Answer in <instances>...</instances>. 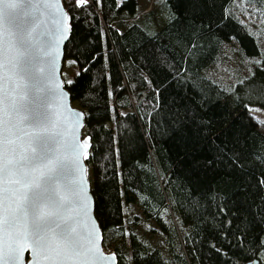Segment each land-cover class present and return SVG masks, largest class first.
<instances>
[{
  "label": "trees",
  "instance_id": "trees-1",
  "mask_svg": "<svg viewBox=\"0 0 264 264\" xmlns=\"http://www.w3.org/2000/svg\"><path fill=\"white\" fill-rule=\"evenodd\" d=\"M62 3L105 249L117 264H264V0ZM143 224L165 254L131 232Z\"/></svg>",
  "mask_w": 264,
  "mask_h": 264
},
{
  "label": "water",
  "instance_id": "water-1",
  "mask_svg": "<svg viewBox=\"0 0 264 264\" xmlns=\"http://www.w3.org/2000/svg\"><path fill=\"white\" fill-rule=\"evenodd\" d=\"M0 13L2 212L6 223L9 217L16 221L0 234V259L8 264L17 255V264H37L30 220L38 208L56 256L67 254L71 241L81 253L73 257L80 264H117L102 245L94 216L85 113L71 101L61 76L69 15L62 0H40L39 7L5 0ZM21 36L25 45L18 43ZM61 233H67L66 240Z\"/></svg>",
  "mask_w": 264,
  "mask_h": 264
},
{
  "label": "snow or ice",
  "instance_id": "snow-or-ice-1",
  "mask_svg": "<svg viewBox=\"0 0 264 264\" xmlns=\"http://www.w3.org/2000/svg\"><path fill=\"white\" fill-rule=\"evenodd\" d=\"M5 0H0V4H3ZM18 4H33L36 7H39L40 0H16ZM78 6H83L87 4V0H76ZM0 19H3L2 13H0ZM18 43L21 45H25L27 43V39L24 36H21L18 40ZM87 69H85L86 71ZM46 154V153H45ZM5 171V166L3 163L2 155H0V234H3L5 228L13 229L15 227V217H9L7 223L5 222V218L3 216L2 208H3V174ZM33 203H35L33 201ZM26 213L28 212V208L26 207L24 210ZM31 242L33 244V248L37 254V264H80L79 261L73 259V257L81 255L77 245L75 242L69 241L67 254L63 256H56L54 254V249L50 247L51 235L47 228V222L44 217H42L37 208L36 211L32 212L31 215ZM61 239H67V233L60 234ZM98 251V250H97ZM102 259H109V257H105L103 253H99ZM111 259H115V257H111ZM18 256L11 255L9 257L8 264H17ZM0 264H5L3 259H0Z\"/></svg>",
  "mask_w": 264,
  "mask_h": 264
},
{
  "label": "rangeland",
  "instance_id": "rangeland-1",
  "mask_svg": "<svg viewBox=\"0 0 264 264\" xmlns=\"http://www.w3.org/2000/svg\"><path fill=\"white\" fill-rule=\"evenodd\" d=\"M160 0H137L138 7L143 8L146 6V4L154 5V3H158ZM151 8V7H150ZM146 9V8H145ZM149 8L146 10L148 11ZM151 29L155 30L154 25L151 27ZM77 72V68L72 60L63 61L62 63V70H61V76L64 82H70ZM121 113L125 111H120ZM252 113L254 117L257 119L259 123V129L261 132L264 133V109H252ZM88 178L91 183V173L90 170L88 172ZM138 210L133 208L127 209V215L128 218L131 220V217L133 214H137ZM164 220L173 228L176 227L175 223H173V219L169 213L163 214ZM153 228L150 224H143V225H134L131 228V232L134 233L148 248H160L163 250V253L165 254V238L161 236L158 233H151L149 232V229ZM179 243V241H178ZM264 254V246L262 250V255Z\"/></svg>",
  "mask_w": 264,
  "mask_h": 264
},
{
  "label": "crops",
  "instance_id": "crops-1",
  "mask_svg": "<svg viewBox=\"0 0 264 264\" xmlns=\"http://www.w3.org/2000/svg\"><path fill=\"white\" fill-rule=\"evenodd\" d=\"M145 8H146V9H145ZM148 8H149V6L146 5L145 7L142 8V10L146 12V10H147Z\"/></svg>",
  "mask_w": 264,
  "mask_h": 264
},
{
  "label": "built area",
  "instance_id": "built-area-1",
  "mask_svg": "<svg viewBox=\"0 0 264 264\" xmlns=\"http://www.w3.org/2000/svg\"><path fill=\"white\" fill-rule=\"evenodd\" d=\"M88 1H90V0H88Z\"/></svg>",
  "mask_w": 264,
  "mask_h": 264
}]
</instances>
